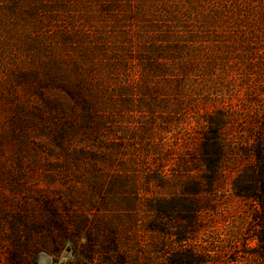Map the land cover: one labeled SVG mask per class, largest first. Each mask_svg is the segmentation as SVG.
<instances>
[{"label": "rangeland", "instance_id": "obj_1", "mask_svg": "<svg viewBox=\"0 0 264 264\" xmlns=\"http://www.w3.org/2000/svg\"><path fill=\"white\" fill-rule=\"evenodd\" d=\"M206 119L225 125L211 191ZM113 244L126 264H264V0H0V264Z\"/></svg>", "mask_w": 264, "mask_h": 264}, {"label": "trees", "instance_id": "obj_2", "mask_svg": "<svg viewBox=\"0 0 264 264\" xmlns=\"http://www.w3.org/2000/svg\"><path fill=\"white\" fill-rule=\"evenodd\" d=\"M108 2H109L108 5L113 6V5H111L112 4L111 1H108ZM107 11H109V10H106L105 12H107ZM162 41H167V40H162ZM159 48L160 47H156L153 50L146 48L142 52L146 53L147 56L151 55L153 57H156L155 53H156V51L159 50ZM147 59H150V58L148 57ZM159 74L160 73L158 71H156L155 69L152 68L147 76L151 77V76L159 75ZM91 122L95 123L97 125H98V123H100V122L96 123V119L93 120V118L89 116V111H88L87 114L83 118L82 126L85 128V127L89 126V124ZM205 122L207 125V131L204 135L205 139H204V142L201 146V153H202L201 154V156H202L201 160H202V163L205 165L206 173L209 172L211 174V176H209L207 179L208 184L206 185V187H208V189L211 191V189H213V187L216 184V180L218 179V177L222 173L223 163H224L225 158H226V145H225L223 139L221 138V136L223 134V128L225 125H224V123H222L220 121L215 122V121H212L211 119H206ZM208 133H210V134H208ZM187 192H190V191H187ZM190 194H193V193H190ZM181 207H182V205H180L178 203H171L166 208H164L163 206H161L159 204L156 206L151 205L150 208L153 210L155 209V212L157 213V217H158V220L154 221L151 224V227H150L151 231L154 233H159L160 231H162L163 227H161L162 225H160V221L165 219V218L171 219L173 221L174 220L177 221L179 219V215H178L177 211H179V209ZM186 220L188 222L189 227L193 228L194 216L193 217H186ZM182 242H183L182 239H178L176 241L177 244H180ZM103 251H107L108 254L112 253L114 255V258H115V261L113 262V257H112V259L110 257L108 258V257L104 256V254L100 251L99 257L102 258L103 264H126L124 259H122L121 257H118L117 253L120 250L116 246V244H113V247L104 248ZM194 259L195 258L189 254L183 255V254L173 253L167 259V263L168 264H193ZM19 261H20V259L18 258V256L17 257L12 256L10 258L11 264H19Z\"/></svg>", "mask_w": 264, "mask_h": 264}]
</instances>
